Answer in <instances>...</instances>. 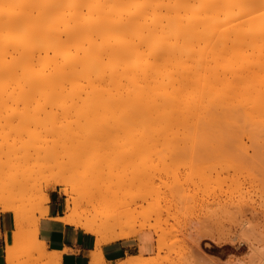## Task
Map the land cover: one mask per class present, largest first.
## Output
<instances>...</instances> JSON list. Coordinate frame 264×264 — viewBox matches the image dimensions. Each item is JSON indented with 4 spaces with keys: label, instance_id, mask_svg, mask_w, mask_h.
Wrapping results in <instances>:
<instances>
[{
    "label": "bare ground",
    "instance_id": "6f19581e",
    "mask_svg": "<svg viewBox=\"0 0 264 264\" xmlns=\"http://www.w3.org/2000/svg\"><path fill=\"white\" fill-rule=\"evenodd\" d=\"M187 111L193 120L203 111L205 115L201 113V116L208 117V126L214 129L226 123L233 144H238L242 135H248L244 133L248 132L247 127L251 130L261 126L258 117L264 113V0H0V117H9L6 126L0 118L3 133L9 137V141L3 139L0 128L4 146L0 156L9 153L6 158L14 163L12 158L14 161L15 158H10V154L18 152L19 143L24 150L20 149L23 155L19 151L17 156L23 158H16L15 162H24L29 154L26 165L14 168L16 171L10 168L0 171L1 211L13 216V229L6 239V264L18 262L15 244L21 238L31 245L26 257L32 264H62V252L50 251L40 239V222L34 221L30 231L24 232L25 224L28 225L26 208L15 197L7 196L27 187L36 178L39 170L35 166L39 164L34 160L41 155L38 147L44 146L51 155L58 151L62 137L84 136L80 131L77 135L78 129L73 124V131L70 123L67 125L62 120L61 124L59 117H88L90 122L84 118L87 123L80 119L81 131L91 128L102 135L101 140L96 136L98 139L93 137L91 142L84 136L82 142L88 147L99 140L104 142L108 130L116 134L125 131L123 135L129 132L133 137L135 155L148 152L159 156L158 153L165 151L179 154L184 149ZM246 115L257 117L256 127L251 126L252 118L247 122L250 126L238 125L247 119ZM95 117H99L101 124L98 125ZM92 119L94 127L88 125ZM105 120L109 125L103 124ZM85 123L89 127L83 128ZM63 124L67 125V131ZM193 128L199 131L198 126ZM260 132L255 131L258 135ZM31 148L38 153L33 159ZM225 148L219 152L218 158L222 160L217 164L222 166L215 178L224 179L221 182L225 181L226 186L219 192L209 188L213 193L210 199L206 198L202 220L204 232L210 229L203 235L212 238L215 244L210 247L217 250L218 244L232 247L231 242L236 238L230 229L233 225L241 226L244 231L254 229L260 225L254 223L255 219L264 216V177L252 178L254 174L251 177L247 174L249 180L235 178L240 177L237 173L246 166L251 169L262 166L261 163L264 166V149ZM41 157L44 164L46 157ZM29 158L33 162H28ZM1 159L3 167L8 161L2 159L1 163ZM54 159L40 168L56 169L64 163ZM205 180L206 187L209 180ZM131 181H136L135 175ZM57 183L62 185L70 205L57 220L94 235V255L100 256L106 243L153 228L143 223L135 229L121 222L122 213L126 215L124 209V212L104 214L96 211L94 205L82 209L83 199L74 195L75 188L62 179H57ZM41 190L37 205L50 200ZM44 211L48 214L49 208ZM211 227L216 229L212 228L211 232ZM219 229H229L231 234H219ZM158 241L160 251L164 243L161 238ZM247 255L230 264H264V246L254 245ZM207 258L203 261H208ZM156 260L153 255L140 254L129 256L119 264H157Z\"/></svg>",
    "mask_w": 264,
    "mask_h": 264
},
{
    "label": "rangeland",
    "instance_id": "374dc122",
    "mask_svg": "<svg viewBox=\"0 0 264 264\" xmlns=\"http://www.w3.org/2000/svg\"><path fill=\"white\" fill-rule=\"evenodd\" d=\"M200 43L203 45V42ZM187 95L189 100L188 92ZM187 113L189 115H187L186 117L187 124L184 133L185 134L184 149H182V151H180L179 154L178 152L171 153L170 151H165V153L163 152L160 154L158 153L159 156H156V154L151 155L148 152L141 153L140 155H135L133 153L134 140L131 133L129 132H127L128 135L125 136L123 135L125 131L124 133L122 131L116 134L115 131L113 133L112 132L113 130L112 131L108 130L106 131L107 133L104 134V136H106L108 133L109 136H107L104 142H102L103 140L100 141L101 134L99 135L101 131L97 130L99 132L98 133L94 130H91V128L90 130L85 128L88 125L89 126L92 125V123H94L95 120L92 119L93 122L88 123L87 125L86 123L90 122L87 120L88 117H70V118L59 117V119H61L59 120L60 123L63 120V123H66L67 125H69V123L70 125L73 124V128L78 129V130L76 129L78 131V132L76 131L77 135L80 131V133L83 134L90 142L91 140H94L93 137L96 136L100 140L97 141V143L96 142L90 143L93 144V146L89 145L88 147L87 146L88 144L82 142L84 139L83 135H82L83 137L81 138L77 136L74 137L71 134L72 136L69 135L62 137L63 140L61 139L60 142L58 143L59 145L57 147L58 151L54 152L51 155H49L47 150L46 151L44 150L45 149L44 146L43 148L42 146L38 147V150L43 149L45 151V152L43 151V153L44 154L46 153L45 156L42 155V152H39L40 150L39 151L37 150V152L41 154L39 158L37 156L38 153L35 154L34 152L35 150L31 148L32 150H30L29 152L32 153L34 152L35 156L32 155L33 157L31 156L30 158L33 159L37 156L36 157L37 161L35 159L34 163L38 162L39 164L38 165L39 167H37V164L35 166V169L39 170L38 172L36 171L35 173L36 178L32 179L27 187L21 190H15L7 195L9 197H15L17 199V203L23 205L26 208V213H27V214L25 213L27 219L26 223H28L29 226L25 224L26 227L24 226L23 229L24 232L27 231L26 233H28L30 231L34 221L40 222L42 218L48 217L49 213L45 214L46 211H44L47 210L48 208L49 211L50 208L52 209L50 214L58 213L56 217H60L66 214V211L70 208V205L67 201L68 197L62 191V185L57 183V179H62L70 188H75L74 195L76 197H82L84 204L82 209H85L87 207L92 208V205H94L96 211L102 212L103 214L115 213L120 211L124 212L123 211L124 209L126 211L125 212L126 215H123L122 213V217L120 216V218L122 219L119 218V220L120 221L123 220V222L125 224H128V226H131L135 229H139L143 223L146 224L148 223L149 226L152 225L153 228L144 229L142 231H150V233L152 232L155 236L156 251L152 253V255L157 259L156 260L157 264H208L209 261H210L209 264H230V262L234 259L247 257L248 256L247 254H249L251 248L254 245L264 246V216H262V218L255 219L256 222L254 221V223L260 225L258 227L257 226L254 227V229L252 228L244 231L243 229L241 230V226L239 227L237 225H233L230 228L231 230L233 229V231L231 230L230 231L232 233V237H236L235 240L233 239L235 243L234 241L231 242L232 247H226V245L224 244L223 245L218 244L219 245L218 250L212 249L210 247L215 243L213 242L212 238L210 239L209 235H208L209 236L208 239H207L208 236L206 237L205 235H203V233L207 232L210 229H208L209 228L208 227L207 230H205L204 232V226L202 224V220L205 216L204 213L206 212L205 204L207 199L211 198L213 192L215 191L219 192L222 190L221 188H225L226 186L225 181L221 182L224 179L220 181L219 180L220 177L219 179L215 178L217 177L216 172L222 166V164L219 163H218L219 165L217 164V161H219L220 159L218 158V156L220 157L219 152L221 150H224V148L228 144L229 146L226 147L227 149L225 148L226 150L230 149L231 147L232 149L233 148L236 149L238 146L249 147L250 151H253L254 148H256L257 150L260 149L263 150L264 144L261 143L262 142L264 143V128H263L264 113L262 117L261 116L260 118L258 117L259 122L260 119L262 120L260 122L261 126H263L262 128L261 126L259 127L255 126L254 120L257 117H250L249 115H246L247 119L246 120L242 119L244 123H242L243 122L242 120H240L242 122L239 123V120L237 119V124L239 123L238 125H240L241 128L245 126V124L248 122V119H250L251 121V118L252 121H254V124L251 123V126H253L252 128L256 127L254 129L249 130L248 128L250 127L246 126L248 132H244V133L248 135L245 136L242 135L244 138L240 137V140L241 139L243 140L241 141L239 140L240 142L238 141V144L237 143L233 144L232 141L230 140V136L228 135V132L226 130V126H227L226 123L224 124L222 123L218 126L219 128L216 127L214 129V127L211 128L208 126V117L206 118L201 116V113L205 115L203 111H201L199 117H194V120L196 122L192 119V117H190L191 113L189 111H187ZM2 118L6 120H3ZM2 118L1 121H3L2 123L6 126L9 117H2ZM66 118L69 119L67 120ZM76 118H78L77 121H75ZM84 118L85 119L87 118L86 119L87 122L85 121ZM95 118L98 125L101 124L99 122L100 121L99 117H95ZM80 119L82 120L81 121L82 123L86 122L85 123L86 125L83 124L84 125L83 128H85L84 130H86L84 133L81 131L82 127L79 126V124L82 125ZM203 120L205 121L203 122ZM14 122H16V120ZM75 122H78V124H76ZM104 122L105 123L103 124H108L106 120ZM194 123L198 125H194ZM63 125L65 127V131H67L66 130L67 125L66 126L65 124ZM203 125H205L206 127ZM246 125L250 126V124L248 123ZM190 126L192 127L191 129H193V131H190L191 130L189 129ZM193 126H198L199 131L201 130L202 136L198 135L200 134L199 131L197 130L194 131ZM204 127L207 129L206 131L208 132V134L207 132H205ZM0 128L3 136L4 133L2 127L0 126ZM73 128L71 125L70 129H72V131ZM260 129L262 130L261 132L259 131ZM255 131L260 132L261 135L259 134L260 135L259 136L257 133H255ZM90 133L93 136H91ZM73 134L75 133L73 132ZM255 134H257V137L260 138L259 139L256 138ZM4 137L6 139L9 138L6 137L5 134L3 136V139ZM72 137L75 139H73ZM66 138L68 140L69 139L71 140L68 141ZM3 139L2 137H0V149L1 147H4L3 144H1ZM11 140L12 139H10V141ZM73 140L75 141L73 142ZM18 143L16 144L17 147H19ZM77 143L82 145H79ZM222 143L223 144L226 143V145L225 144L222 145ZM19 144H20V148H17L19 149L18 152L20 151L19 154L23 155L22 150L24 149H22L21 143ZM253 145H255L256 147ZM251 148H253V150ZM15 151L16 150H14V153ZM18 152H16V154H10V158H12L11 156H13L15 158V161H17L16 158H18L17 156L19 155ZM2 153L0 151V155ZM8 154L9 153H6L7 158L9 157ZM6 156L5 157L0 156V159L2 158L5 160ZM27 156H29V154ZM27 156L25 157L26 158L25 160L21 159L24 160V162L20 161V163L19 161L15 162L13 158H12V162L14 163H10L6 158L5 161L8 162H4L3 167H1L2 166L1 164L0 171L3 170L4 168H10L11 171L13 169V172L16 171V169L14 170V168L16 167L20 168V166H23V163L26 165L28 159ZM41 156H43V158L46 157L44 158L45 163L49 162V159L51 161L55 160L54 158H56L57 160L59 159L62 163L63 162L64 163L62 164L61 167L58 168L55 167L56 169L51 168L52 170L51 169L48 170V168H45L42 170L41 166H44L45 163L42 164L43 159ZM79 157H82V160ZM20 158H18V160H20ZM30 158H29L30 161L28 160V162H33V160H31ZM2 159H1V163L3 161ZM95 162H97V164ZM261 164L262 166L255 167V169L252 166L253 170L251 169V166H249V168L246 166L247 170L246 168L243 167L245 170L242 169L240 170V172L237 173L238 176L240 175V177H237L236 175L235 178L237 179L239 178L240 181H243L245 179L249 180L250 178L247 177V174L249 177H251V175L254 174L252 178L261 177V176L264 177V166L263 163ZM95 165L97 166L96 168H94ZM99 166L102 168H99ZM217 166L218 168H216ZM10 173H11L10 175L13 174L12 172ZM257 173L259 174L261 173V174L260 175L258 174L257 176ZM7 174H9V171H7L6 175ZM98 175H102V177L101 176L99 177ZM133 175L136 176V181H134V183H132L131 181ZM205 175H210L211 177L210 178L209 176H206L207 181L209 180L208 181L209 183L207 182V184L209 185L206 187H205L206 185ZM223 176L225 175H221V177ZM203 180L205 183H203ZM47 184L49 185L46 186ZM217 184H219V187L215 188L216 186H218ZM40 188H43L44 193H47L50 196L49 202L43 205L36 204L37 197L41 196L42 194V190L39 191ZM209 188L213 192H211ZM94 193L96 195H94ZM126 204L128 206H126ZM127 210L129 211L127 212ZM2 213L3 212L1 211V207H0V215H2ZM6 214L11 220L10 214L9 213ZM54 220H56L55 217ZM212 228L213 227H211V232L213 229H216V228L213 229ZM230 231L229 229H226L225 231L219 229L218 233L219 232L230 233ZM218 233H216L217 236ZM159 238H161V240L164 243V248L160 251L158 250L157 247ZM22 239L23 238H21L20 239L21 241H17V243L15 244L16 259H18L16 260L18 262L16 261L15 262L16 264H32L33 262L28 261L26 257V251L27 249L30 248L31 245L26 241V238L24 240ZM206 243H210V244H206ZM5 244L6 243L4 237V246H6ZM206 245L208 246L205 247ZM220 245L222 247H220ZM206 248L207 249L210 248L211 251L210 249L207 250ZM204 256L208 257V258L205 257V259L207 258L208 261H203Z\"/></svg>",
    "mask_w": 264,
    "mask_h": 264
},
{
    "label": "crops",
    "instance_id": "0c3cea01",
    "mask_svg": "<svg viewBox=\"0 0 264 264\" xmlns=\"http://www.w3.org/2000/svg\"><path fill=\"white\" fill-rule=\"evenodd\" d=\"M51 211L50 208L48 217L40 221L39 236L47 243L50 251L62 252V264H119L129 256L140 254L147 256L156 251L154 234L151 232V235L150 231H142L136 237L106 243L101 247V255H94L95 236L82 228L58 221L56 217L58 213L50 214ZM9 214L12 216L11 213ZM12 222L13 216L10 220L6 213L0 215V264H6L4 237L7 244V233L13 229Z\"/></svg>",
    "mask_w": 264,
    "mask_h": 264
}]
</instances>
